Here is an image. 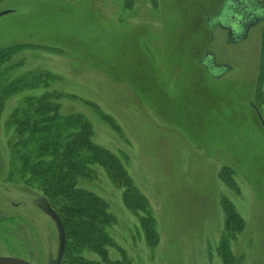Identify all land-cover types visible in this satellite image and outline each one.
<instances>
[{
  "label": "rangeland",
  "instance_id": "1",
  "mask_svg": "<svg viewBox=\"0 0 264 264\" xmlns=\"http://www.w3.org/2000/svg\"><path fill=\"white\" fill-rule=\"evenodd\" d=\"M223 1H0L8 11L0 48L28 44L0 65V85L42 75L0 114V257L57 264L61 218L20 174L7 179L17 140L11 114L26 108L23 97L46 93L60 116L91 124L93 143L118 157L149 209L124 207L122 188L93 165L95 176L78 187L105 201L106 232L119 247L106 248L107 261L84 250L83 264H121L122 256L128 264H264V129L251 107L264 20L229 43L225 30L205 25ZM205 48L222 66L213 74L200 65ZM259 113L264 121V106ZM227 206L243 223L233 237L224 233ZM147 215L155 247L141 228Z\"/></svg>",
  "mask_w": 264,
  "mask_h": 264
},
{
  "label": "trees",
  "instance_id": "2",
  "mask_svg": "<svg viewBox=\"0 0 264 264\" xmlns=\"http://www.w3.org/2000/svg\"><path fill=\"white\" fill-rule=\"evenodd\" d=\"M224 2L225 0L218 12L206 20L212 22L218 16ZM205 25L208 29L211 24ZM29 45L49 48L44 45ZM24 46L28 44L0 48V65L9 59L14 51ZM36 79L38 82L32 71L23 75L17 82H10L6 86L0 85V114L7 98L20 94L19 92L24 89H37V85L42 83V75ZM47 85L44 83L45 87ZM23 98L22 104L26 105L27 109L21 107L11 114L17 140L11 146L12 158L7 179L11 180L14 173L20 174V180L34 185L59 215L65 239L62 256L69 257L67 263L83 264L84 258L79 255L84 250L92 251L103 261H107L106 248L119 247L106 232L112 217L101 197L78 187L79 179L94 177L93 165L103 168L112 182L122 188L123 206L130 211H149L144 195L138 191L130 177L128 178L118 157L110 150L93 143L91 124L84 117L79 114L60 116L58 105L52 104L50 95L46 93L39 97L28 95ZM262 106H264V36L261 42L259 75L254 84L251 100V107L258 122L256 111ZM102 117L110 127L118 131L109 116ZM221 171L227 174L233 170L224 166ZM224 211L227 217L224 226L225 236L228 234L233 237L243 227V223L230 206ZM154 220L152 216L147 215L141 221L145 242L150 247L157 246L159 242ZM124 258L122 256L121 264H128L127 259L124 262Z\"/></svg>",
  "mask_w": 264,
  "mask_h": 264
},
{
  "label": "water",
  "instance_id": "3",
  "mask_svg": "<svg viewBox=\"0 0 264 264\" xmlns=\"http://www.w3.org/2000/svg\"><path fill=\"white\" fill-rule=\"evenodd\" d=\"M7 12L0 13V16L6 15ZM264 20V1L256 4L254 0H225L219 14L213 19L212 25H218L223 30L227 31V41L229 43H238L244 40L250 27L259 24ZM209 55L210 66L214 60L211 53L206 52L205 57ZM221 68L222 66H219ZM207 70V66L204 67ZM258 120L264 129V121L259 113L256 111ZM53 215V214H52ZM57 220V219H56ZM58 221V230L60 235L58 259L60 261L65 246V239L63 229ZM0 264H31L28 261L15 257H0Z\"/></svg>",
  "mask_w": 264,
  "mask_h": 264
},
{
  "label": "flooded vegetation",
  "instance_id": "4",
  "mask_svg": "<svg viewBox=\"0 0 264 264\" xmlns=\"http://www.w3.org/2000/svg\"><path fill=\"white\" fill-rule=\"evenodd\" d=\"M254 1H255L256 4H259V3H262L264 0H254ZM209 21H210L209 19L206 20L205 24L213 23V22H209ZM225 32L227 33V31H225ZM206 52H209L207 48L204 49V54L201 57L200 65H201V67H202L203 70H205V71L208 70L209 72H211L213 74V73L217 72V70L219 69V67H218V64H216V62H214V61L212 62V65L210 66V63H209V55L210 54H208L205 57ZM206 66H207V70L204 68ZM62 257H61L60 261H59V259L57 260V262H56L57 264H62Z\"/></svg>",
  "mask_w": 264,
  "mask_h": 264
}]
</instances>
